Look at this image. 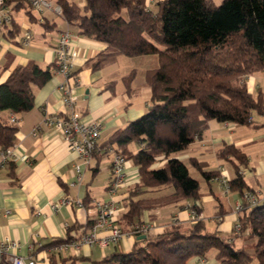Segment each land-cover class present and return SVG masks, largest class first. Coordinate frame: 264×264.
Segmentation results:
<instances>
[{
  "label": "trees",
  "instance_id": "16d2710c",
  "mask_svg": "<svg viewBox=\"0 0 264 264\" xmlns=\"http://www.w3.org/2000/svg\"><path fill=\"white\" fill-rule=\"evenodd\" d=\"M83 1L79 6L60 0V15L77 27L79 34L106 45L105 51L89 60L91 69L103 67L117 55L157 57V66L148 71L151 93L146 111L105 140L116 144V152L138 168L139 181L129 190L127 211L120 218L119 226L128 231L142 222L144 210L168 200L199 199L198 180L172 154L200 138L208 121L264 127L251 119L264 118V93L250 92L244 78L264 71V0H222L220 4L212 0H160L154 10L145 0ZM54 71V64L41 67L33 60L15 66L0 83V112L32 109L33 86L46 84ZM133 71L124 77L128 89ZM16 130L0 116V150L15 145ZM131 142L140 145L134 153L127 147ZM216 155L234 163L229 190L241 195L253 192L239 171L248 164L247 155L234 144L223 145ZM159 156L166 161L151 168ZM189 162L205 180L219 175L218 171L205 170L204 162L194 158ZM161 185L171 186L173 193L163 199H134L145 188ZM192 208L198 212L195 205ZM238 219L240 232L246 231L254 240L250 251L235 247L216 231H207L205 222L196 220L184 230L172 226L156 236L146 234L130 250H114L93 264H186L189 258L204 256L210 249L216 250L221 264H264V199L245 208ZM92 225L90 222L86 227ZM75 259L51 258L48 264H73ZM0 264L11 263L1 257Z\"/></svg>",
  "mask_w": 264,
  "mask_h": 264
},
{
  "label": "crops",
  "instance_id": "0c3cea01",
  "mask_svg": "<svg viewBox=\"0 0 264 264\" xmlns=\"http://www.w3.org/2000/svg\"><path fill=\"white\" fill-rule=\"evenodd\" d=\"M46 1L52 7L60 6V0ZM67 1L79 6L84 4L83 0ZM145 1L147 7L154 10L155 3L160 0ZM212 1L215 4L222 2ZM4 8L11 14L12 21L9 25L0 26V83L5 81L15 66L30 60L41 67L53 64L51 49L56 38L61 31L69 30L76 51L72 74L79 80L75 88L76 110L85 120L100 123V137L90 163L77 178L75 165L80 160L76 153L69 148L59 129L44 124L47 116L61 117L68 111L58 90L63 76L55 71L46 84L33 86L32 109L22 113L0 112V116L10 123L11 116H14L17 128L10 159L1 163L0 158V243L4 240L17 243V248L7 251L3 257L6 259L16 254L34 258L40 264H48L51 258L75 257L77 259L73 264H93L114 250H130L138 236L127 235L105 248L93 244L56 251V244H50L67 237L76 239L88 232L91 227L86 226L94 222L96 202L111 203L116 209V222L121 224V215L127 211L125 201L129 190L139 181L138 168L127 160L124 183L116 193L109 194L110 164L117 145L107 144L105 140L146 111L149 87L143 88L142 94L137 88L132 90L131 95L125 94L124 81L121 80L124 74L113 77L114 71L119 68L118 63L127 62L124 55H117L99 69H91L89 60L105 51L106 45L79 34L77 27L68 24L53 9L36 10L29 0H9ZM26 29L33 37V44L28 46L20 41ZM136 57L153 60L156 56ZM246 81L253 94L258 91L264 93V71L248 76ZM253 119L257 121L255 116ZM262 119L257 121V125L264 123ZM225 144H234L247 155L248 164L239 167L240 174L253 192L264 191V127L210 120L200 138L184 150L172 154V157L186 164L189 175L195 169L189 160L194 158L206 164L205 170L218 171V177L209 180L202 177L203 180L198 181L199 199L195 202L189 199L168 200L154 209L144 210L142 222L150 224L147 235H159L172 226L184 230L196 220H203L207 231L218 232L237 248L253 249L254 240L247 232L235 231V224L241 215L235 211V205L241 194L227 190L221 181L226 179L228 182L234 176V163L216 155L217 150ZM127 147L134 153L140 145L131 142ZM165 161L164 156H159L151 168H159ZM171 193L173 188L168 185L148 187L134 199H163ZM64 198L70 199V203L60 204ZM54 204H59L56 209L52 208ZM193 205L198 212L192 208ZM107 234V230L97 231L98 237ZM252 263L256 264L255 261ZM186 264L221 263L216 257V250L210 249L204 256L189 258Z\"/></svg>",
  "mask_w": 264,
  "mask_h": 264
},
{
  "label": "built area",
  "instance_id": "2783aa9c",
  "mask_svg": "<svg viewBox=\"0 0 264 264\" xmlns=\"http://www.w3.org/2000/svg\"><path fill=\"white\" fill-rule=\"evenodd\" d=\"M7 1L8 0H0V26L9 24L12 20L11 14L4 8ZM29 2L32 8L36 10L51 8L57 14L61 13V7L59 5L52 7L46 0H29ZM20 41L25 46L33 44V37L28 29L23 31L20 36ZM51 50L55 72L63 76V80L58 84V90L61 93V100L63 104L67 106L68 111L61 117L55 115L47 116L44 119V124L59 129L69 148L76 153L80 162L75 165V170L77 172V178H80L83 168L90 163L93 152L96 149L100 137V123L97 120H85L82 114L76 110L77 95L75 88L79 80L72 74L76 51L72 46L71 32L69 30L61 31ZM10 121L15 124L16 118L11 116ZM13 147L0 150L1 163H6L10 159L13 153ZM126 163L127 159L122 154L118 152L114 153L110 164L111 178L107 186L109 194L116 193L124 183ZM221 181L228 190L229 186L227 180L221 179ZM263 199L264 191L262 193L246 191L240 196L239 201L236 203L235 211L241 214L245 208L253 207ZM68 203H70V199L67 198L60 201V204ZM58 205L59 204H54L52 208L56 209ZM115 211L116 209L111 203L96 202L94 222L90 230L76 239L69 238L67 241L56 244L54 249L56 251H65L69 248L78 249L81 245L90 246L93 244L105 248L111 243H118L127 235L135 236L148 232L150 224L147 222L135 224L131 230H123L116 222ZM99 230H107L108 234L98 237L97 231ZM235 231H240L239 219L235 224ZM15 248H17L16 242L10 240L1 241L0 258L5 256L7 251ZM6 260L11 264H40L39 261L34 258H24L16 254L11 255L6 258Z\"/></svg>",
  "mask_w": 264,
  "mask_h": 264
},
{
  "label": "rangeland",
  "instance_id": "374dc122",
  "mask_svg": "<svg viewBox=\"0 0 264 264\" xmlns=\"http://www.w3.org/2000/svg\"><path fill=\"white\" fill-rule=\"evenodd\" d=\"M125 57H127V59H128L127 62L126 63H124V62L118 63L119 68L114 71L113 77L114 78L115 77H121V73H122V74H124L122 79H121L123 82L124 77L126 75H128L129 73H131L132 70H134L133 75L132 76L129 75L130 79H131L130 89L127 88L125 81L123 82L124 87H125V94L131 95L133 92L132 90L136 89V88L138 90H140V93L142 94L143 88L149 87V89H150V86L148 83V71L151 68H154L155 66H157V57H155L153 60H146L145 57H138V58L137 57H130V56H125ZM248 76H250V75H248ZM248 76L244 77L245 80H247ZM150 93H151V90H150ZM255 117H256L257 121H263V119L261 117H259V116H255ZM253 118H251V119H253ZM195 169L191 170V173H190L191 177H193L194 179H196L198 181H202L203 180L202 175L200 174V172L198 170H195Z\"/></svg>",
  "mask_w": 264,
  "mask_h": 264
},
{
  "label": "water",
  "instance_id": "95a60500",
  "mask_svg": "<svg viewBox=\"0 0 264 264\" xmlns=\"http://www.w3.org/2000/svg\"><path fill=\"white\" fill-rule=\"evenodd\" d=\"M145 237H146V235L142 234V235L138 236L137 238L140 239V238H145Z\"/></svg>",
  "mask_w": 264,
  "mask_h": 264
}]
</instances>
